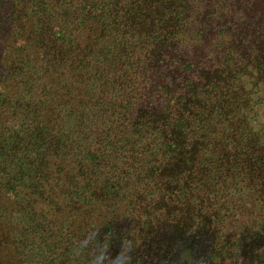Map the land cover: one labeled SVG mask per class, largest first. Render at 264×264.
Returning <instances> with one entry per match:
<instances>
[{
    "label": "trees",
    "instance_id": "obj_1",
    "mask_svg": "<svg viewBox=\"0 0 264 264\" xmlns=\"http://www.w3.org/2000/svg\"><path fill=\"white\" fill-rule=\"evenodd\" d=\"M105 230L264 264V0H0V264H111Z\"/></svg>",
    "mask_w": 264,
    "mask_h": 264
},
{
    "label": "clouds",
    "instance_id": "obj_2",
    "mask_svg": "<svg viewBox=\"0 0 264 264\" xmlns=\"http://www.w3.org/2000/svg\"><path fill=\"white\" fill-rule=\"evenodd\" d=\"M107 233V241L106 246L107 248H110L112 250H115V253H117V256L113 258L111 261V264H128V261L124 259L123 254L120 252V244L122 240V234L120 232L113 233L112 230H105ZM136 246L135 240L128 244V247L134 248ZM101 253H104V249L100 250ZM136 253L134 252L133 255ZM104 259L103 255L97 256V264H102V261Z\"/></svg>",
    "mask_w": 264,
    "mask_h": 264
}]
</instances>
